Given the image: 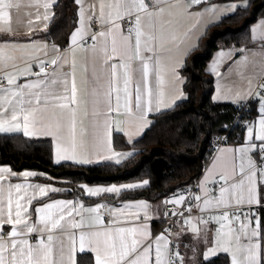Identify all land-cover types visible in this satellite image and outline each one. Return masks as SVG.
I'll return each instance as SVG.
<instances>
[{
	"label": "snow or ice",
	"instance_id": "6c2138e0",
	"mask_svg": "<svg viewBox=\"0 0 264 264\" xmlns=\"http://www.w3.org/2000/svg\"><path fill=\"white\" fill-rule=\"evenodd\" d=\"M206 0H185V3L196 6ZM57 0H31L27 7L43 8L42 19L50 22L54 18L51 11ZM79 6L78 28L71 35L72 45L85 40L90 34L93 41L88 52L92 61V77L95 85L88 92V80L85 77L86 97H91L92 110L90 113L91 133L86 128L77 131L78 115L81 104H88V99H82L76 81V60L68 64L67 57L58 55L60 49L53 45V58L39 61V72L33 73L30 68L25 69L23 75H36L42 77L32 82L18 84L17 74L5 72L3 77L8 87H0V134L22 133L25 137L51 136L56 141L55 163L72 161L78 165L99 163L104 160H115L120 164L128 159L129 154L113 152L109 139L112 124V113H121L137 120H143L148 111L152 110L153 91L149 86V77L154 75L155 84L159 90V100L163 101L164 87L166 84L164 73L168 70V59L171 53L170 45L176 43L179 37L170 31L173 21L164 19L165 8L161 5L168 4V0H96V3L84 6V0H74ZM170 8H179L180 0L171 4ZM21 8L20 0H0V33L13 34L12 12ZM233 11L235 8L233 7ZM187 15H193L190 9H184ZM215 14L216 9H208ZM31 17V13H28ZM196 15H203L196 13ZM41 15L37 11L35 20L39 21ZM98 20L100 31H92L91 23ZM127 22V29L123 26ZM27 27L30 33L35 31L31 18ZM48 23H45V29ZM257 31L260 35L257 36ZM253 40L261 41V50L254 52L264 62V24L259 29H253ZM29 47L11 41L0 42V71H4L8 61L15 57L4 52V48L18 49ZM46 47V45H45ZM243 51V50H242ZM47 55V52H45ZM223 55V53H221ZM246 56L243 65H247ZM51 65L52 72L45 68ZM64 65H68L67 68ZM15 66V65H13ZM57 69H60L59 71ZM216 72V67H212ZM87 73V67H85ZM138 74V75H137ZM176 77L175 69L172 70ZM134 99L132 85L134 83ZM106 79V90L101 80ZM251 92V81H249ZM264 88V85L261 86ZM113 94H115L113 103ZM264 95V92L261 93ZM237 98L240 93H237ZM134 105V107H133ZM103 106V107H102ZM262 117L259 120V129L254 133L253 128L247 129V142L245 146L231 151L233 154L217 156L213 168H219V181L223 182L219 197L204 199V208L214 206L217 210L224 211L213 217L220 227L217 230L214 247L205 253V259L218 253H226L231 258V264H264L261 245V221L254 212L248 213L229 212L228 209L240 208L244 205H261L264 201V107L261 108ZM84 115L89 116L87 107ZM120 124V121H117ZM126 135L130 133L125 132ZM91 136V150L88 148L87 137ZM259 142V143H257ZM105 148L107 151L105 152ZM16 173L10 168L0 167V264H78L77 254H94V264H176L169 250L170 241L163 234L151 240V232L147 223L141 221L152 219L149 215V205L140 201L125 204L124 208L108 209L112 220L110 224L121 223V216L125 209L133 217L125 221L136 226L109 227L101 213L106 205L98 204L94 207H85L83 203H74L71 200H59L45 203L42 207L34 209L38 214L37 222L29 223L31 214L28 206L33 200L47 196L49 192L58 189L48 186L31 184H11L5 190L4 182L9 176ZM36 174L25 171V179ZM206 181L208 177L205 178ZM148 184L147 180L138 184H125L110 187H87L81 185L84 193L90 197L101 194L122 195L128 190L137 189ZM203 188V184L200 185ZM28 189H32L29 194ZM207 196V190H205ZM184 196L168 200V204L180 205ZM200 201L201 196H195ZM26 201V203H22ZM187 211H191L189 206ZM79 217L74 219L73 216ZM173 215L177 213L173 212ZM183 215V213H180ZM247 223L240 222L239 228L229 227L231 221H240L241 216ZM253 221L255 226L252 227ZM227 222V223H225ZM186 224L192 225V220L187 219ZM201 223L207 221L201 220ZM4 225L10 226V231L3 232ZM79 229V246L77 249V235ZM227 229V230H225ZM199 233L193 225L191 229ZM39 231L41 236L36 244L24 238ZM167 231V230H166ZM60 232L61 235H55ZM47 233L46 239L44 234ZM147 243V241H150ZM206 242V241H205ZM154 250V262H153ZM180 264L183 259L179 252H175ZM85 256H81L80 264H84ZM91 264V258H87Z\"/></svg>",
	"mask_w": 264,
	"mask_h": 264
},
{
	"label": "crops",
	"instance_id": "0c3cea01",
	"mask_svg": "<svg viewBox=\"0 0 264 264\" xmlns=\"http://www.w3.org/2000/svg\"><path fill=\"white\" fill-rule=\"evenodd\" d=\"M21 2V8L19 10H13L12 12V24L11 27L13 29V34H3L0 33V42L3 41H11L15 44L19 45H29V47H21L18 49L13 48H4V52L12 55L15 57L14 61H8L7 68L4 71H0V74L3 76L5 75V72H10L13 74H17V83L18 84H24L28 82L35 81L37 79H40L42 77L36 76V75H23L25 69L31 70L33 73L39 72V61L40 60H50L53 58L54 54L52 52L53 45L58 46L60 49V53L58 55H62L67 57L68 64H71V61L73 59V51L75 52V60H76V81L77 86L80 90V96L82 99L87 98L88 104L85 106L84 104H81V110L78 115V120L82 123H78L77 125V131L79 132L80 128H86L89 130V133H91L90 128V113L92 110V104H91V97L87 96L85 94V85L83 83L85 77H87L88 85L87 89L88 92H91V89L96 86L95 81L92 77V61L90 54L88 52V49L91 47L93 41H88V39H91L90 34L85 37V40L78 41L77 45H72L71 42V35L73 34L74 30L78 28V9L79 6L76 4V22L74 28L71 30V32L68 35L67 42L64 45H59L56 43H53L49 40L48 36V27L45 29V23L51 22H45L42 19V14L44 9L41 7L39 9L35 7H27L31 0H20ZM150 4L152 3V0H147ZM244 2V3H243ZM96 3V0H84V6L87 8L89 4ZM177 0H168V4L161 5L165 8V16L164 19H171L173 21L170 31L174 32L179 39L176 41L175 44L170 45L171 47V53L168 59V70L164 73V78L166 81L165 87L163 89L164 91V97L163 101L159 104H157V101L159 100V90L157 89V86L155 84V78L154 75H150L149 77V86L152 88L153 96H152V110L148 111L146 114L145 119L143 120H137L133 119L131 117H127L123 114V107L121 108V113L117 114L115 112L112 113V124L110 128V142H111V149L113 152L121 153V154H133V150L131 147L125 148V149H118L113 146V138L115 136L122 137L127 143H132L133 141L140 138L145 130L150 126L153 117L160 113L169 110L173 106H175L177 103L181 101H185L186 93L184 91L183 83L184 78L180 74V68L184 65L185 58L188 55V53L193 50L199 38L203 35L206 28L212 24L217 23L221 18L231 15L234 13L237 9L243 8L246 6V2L244 0L241 1H219V0H213L208 2L201 3L196 6H191L185 3V0H180L181 7L179 8H170L169 6L171 4H176ZM55 6V5H54ZM233 7L235 10L233 11ZM184 9H190L193 13V15H187ZM208 9H216L215 14L213 12L208 11ZM39 11L41 15V19L39 21L35 20V15ZM53 12V8L51 9ZM28 13H31V17L27 15ZM196 13H202L203 15H196ZM31 18L34 23L35 31L30 33L29 28L27 27L28 20ZM100 23V22H99ZM264 24V17L258 19L251 27V37H253V29H259V27ZM101 27V26H100ZM92 30V29H91ZM100 29L97 30L100 31ZM94 31V30H92ZM257 36L260 35V32L257 31ZM253 39V38H252ZM255 45L245 49V50H238L237 48H226V49H218L216 50L211 59L208 61L205 70L207 73H209L213 77V91L211 98L213 102L216 103H229V104H237L241 101H244L242 99H253L254 102V114H252V117L248 122L246 123L244 129H242V132L240 133V138L237 141H230L231 143L226 146L222 147L219 150L215 151L206 165L205 169L203 170L201 176L199 177L197 181V187L194 192V198L195 196L199 195L201 196L200 201H196L195 207H194V213L192 216H189L184 219H180L177 224V230L176 233V239L180 238L182 240L181 248L179 251L180 258L183 259V264H185V258H184V249L186 248V253L188 252L191 254L189 247H198V258L199 260H208L211 258H214L218 256L219 254L226 255L228 258L229 264H231V258L226 253H218L215 256H210L208 259H205V253H207L208 249L211 247H214V242L216 239L217 230L219 229L220 225L215 220H213V217L216 215H219L220 212L224 211L223 208L217 210L214 206H210L209 209L205 211H200V208H204V199H213V197L218 198L220 193V188L223 185L222 181H219L218 173L219 168L216 169L213 168L214 159L217 156L223 155L227 157L232 156V152L228 150H234L239 147L245 146L247 142V129L249 127L253 128L254 133L258 131L259 129V120L262 117L261 108L264 107V95L261 93L264 92V88H261V84H264V62L261 61V58L259 56H253L254 52H259L261 50V41L259 39L254 40ZM46 45V47H45ZM45 52H47V55H45ZM223 53V55H221ZM248 57V63L247 65H243V61L245 57ZM15 65V66H13ZM216 67V72L214 73L212 71V67ZM65 68L68 67V65H64ZM85 67H87V73H85ZM175 69L176 77H173L172 70ZM53 68L49 64V68L45 69L46 72H52ZM58 71L60 69H57ZM138 75V74H137ZM137 76H134V83L132 85L133 89V99H134V87H135V79ZM249 81H251V92H249ZM101 84H103L105 87L101 88V92L106 90V79L101 80ZM0 87H8L7 83L4 86ZM260 89V95L257 98H254L256 92ZM237 93H240V97L237 98ZM115 94H113V103H115L114 100ZM87 107V110L89 112V116L86 117L84 115V108ZM103 107V106H102ZM134 107V105H133ZM117 121H120V124H117ZM125 132L130 133V135H126ZM23 135L22 133H7V134H0V135ZM31 138V137H28ZM32 138H47L50 140L51 145V156L52 160L55 163V155H56V141L51 136H37ZM88 140V148L91 150V136L87 137ZM259 143V142H257ZM107 149L105 148V152ZM131 155L129 157H131ZM126 160V159H125ZM124 160H122L123 162ZM121 162V163H122ZM61 163H71L75 164L72 161H61ZM56 164V163H55ZM100 164H116L115 160H104L101 158L99 163H92L87 165H79V166H94V165H100ZM0 167H6L10 168L8 166L0 165ZM11 169V168H10ZM13 172L16 173L15 176H9L7 181L4 182L5 190H7V185L9 183L11 184H31V185H40V186H48L58 189L57 192H49L47 196L40 197L37 194V198L33 200L32 204L28 206V211L31 214V218L29 220V223L37 222V228H39L38 224V214L35 213L34 209L38 207H42L45 203H53L55 201L59 200H71L74 203H83L76 201L73 198H67L65 196H57V193H60L64 191L62 188L58 187L57 185L50 183V182H42L41 180H38L41 177V174L30 171L35 173V176L28 177L25 179L23 176V171H15L11 169ZM206 177H208L206 181ZM138 184V183H133ZM203 184V188L200 186ZM114 185V184H112ZM112 185H107L104 187H110ZM125 185L120 184L118 186ZM89 187L88 185H85ZM117 186V185H116ZM227 187L228 185H223ZM90 187H103V185H94ZM260 188H264V185H258ZM83 191V195L87 198L96 199L99 198L100 200L97 202H87L83 203L85 207H94L98 204H105L107 206L106 213L108 214V219L105 221V223L112 228L115 227H130V226H136L134 224L127 223L125 221H130L133 219V217L129 216L128 213L129 209H125L124 215L121 216V223L119 224H110L109 221L112 220V217L109 215L108 209L111 208H124L125 204L129 203H138L140 201H144L149 205V215L152 217V219L144 221L143 220V213H141V221L139 223H147L149 226V230L151 232V240H154L157 236L163 234L167 237L169 240V237L167 235V231H161L156 234H153L152 232V225L154 222L160 221L162 219V207L166 203V201L174 200L179 198V196H176L175 193L170 194L171 198L160 200L155 203H149L148 201L144 199H134V200H126L123 202H118L117 204H111L108 203L107 197L117 196L116 194H101L100 196L90 197L87 194L84 193L83 188L81 189ZM205 190H207V196L205 195ZM29 194H31L32 189H28ZM51 195H55L51 198ZM184 196V194H181ZM180 195V196H181ZM105 197V198H104ZM22 203H26V201H22ZM229 212H241V213H248L249 211L254 212L256 216L259 217L260 221H263L264 223V201H262L261 205H244L240 208H231L228 209ZM102 215V209L101 213ZM74 219H79V217L73 216ZM187 219L192 220V225H185V221ZM201 220L207 221V223H201ZM243 221L244 223H247V220L244 218V216H241L240 221L232 220L231 223L228 225L229 227L233 228H239L240 222ZM227 223V222H225ZM195 225L199 233H194L191 229L192 226ZM255 226V223L253 221L252 227ZM227 230V229H225ZM10 231V226L4 225L3 232L7 233ZM79 229L75 230L77 235V249L79 246L78 236H79ZM47 233L44 234V237L46 239ZM55 235H61L60 232L55 233ZM40 232H34L29 235H27L24 238L29 239V242L32 244H36L38 240L40 239ZM175 236V234H174ZM150 241H147V243H150ZM206 241V242H205ZM261 245H262V257H264V236L261 235ZM179 250V249H178ZM188 250V251H187ZM196 251V248H194ZM93 263H94V254L90 253ZM81 254H77V261L78 264L80 263ZM190 257V256H189ZM179 260V259H178ZM153 262H154V250H153Z\"/></svg>",
	"mask_w": 264,
	"mask_h": 264
},
{
	"label": "trees",
	"instance_id": "16d2710c",
	"mask_svg": "<svg viewBox=\"0 0 264 264\" xmlns=\"http://www.w3.org/2000/svg\"><path fill=\"white\" fill-rule=\"evenodd\" d=\"M244 1L245 7L208 26L196 47L186 56L179 71L184 78L185 101L156 114L144 134L132 143H127L119 136L113 138L115 148L131 147L134 151L131 157L120 164H55L49 139L28 138L21 134L0 135V165L5 164L15 171H35L41 174L38 180L53 183L64 190L57 196L83 203L100 199L85 197L81 185L118 186L147 180L148 184L143 187L107 199L111 204L134 199H144L152 204L175 193L177 189L196 183L212 155L208 147L211 137L223 133L239 110L234 104L213 102V77L206 72L205 67L218 49L245 50L254 46L256 43L251 37V27L264 17V0ZM53 12L54 18L48 26L49 40L64 45L75 26L76 4L74 0H57ZM255 101L249 102V120L254 114ZM54 196L51 195V198ZM163 225L161 220L154 222L153 234L160 232ZM261 233L264 236L263 221ZM82 255L86 257L84 264H88L87 258H91V264H94L90 253L81 254L79 260ZM199 264L229 262L226 255L219 254L201 260Z\"/></svg>",
	"mask_w": 264,
	"mask_h": 264
},
{
	"label": "built area",
	"instance_id": "2783aa9c",
	"mask_svg": "<svg viewBox=\"0 0 264 264\" xmlns=\"http://www.w3.org/2000/svg\"><path fill=\"white\" fill-rule=\"evenodd\" d=\"M100 23L98 20H93V22L91 23V29L94 31H97L98 29H100ZM125 31L127 29V22L125 21L123 24ZM91 37V36H89ZM88 41H91V39H88ZM49 65L45 68L48 69ZM3 75L0 74V86H4L6 85V80L3 79ZM250 101H254L253 99H249L247 102L244 103H237L234 104L239 110L238 112L235 114L232 122L228 125V127L226 128V130L223 133H219V134H215L211 137L208 147L210 150H212V154L219 150L222 147H226L228 146L232 141H237L239 139L240 136V132L242 131V129H244L246 123L249 120V115L251 112V108L249 105ZM197 187V182L194 183L193 185H190L189 187L186 188V190L184 191V201L180 204V205H176V204H168L165 203L162 207V212H163V216L161 221H163L164 225L161 228V231H165L167 230L169 232V250L170 253L172 255V244H171V237H173L174 234V229H176V225L178 224L179 220L182 218H187L189 216H192L194 213V207L196 204V201L194 200V192L196 190ZM105 205V204H104ZM191 207V211H187L186 209L188 207ZM107 207L102 209V217L104 219V221H107L108 219V214L106 213ZM173 212L177 213V215H173ZM180 213H183V215H180ZM185 225H187L185 223ZM160 231V232H161ZM172 257H174V255H172ZM176 264H179L178 262H176Z\"/></svg>",
	"mask_w": 264,
	"mask_h": 264
},
{
	"label": "rangeland",
	"instance_id": "374dc122",
	"mask_svg": "<svg viewBox=\"0 0 264 264\" xmlns=\"http://www.w3.org/2000/svg\"><path fill=\"white\" fill-rule=\"evenodd\" d=\"M244 3V2H243ZM262 85H264V84H261V86ZM260 89H262V87L260 88ZM260 89L256 92V94H255V96H254V98H257V97H259V95H260ZM242 100H244V101H241L240 103H244V102H247L248 100H249V98H246V99H242ZM181 194H184V192L183 193H181ZM181 194H178V195H176V196H180ZM168 198H171V195H168L167 197H165L163 200H165V199H168ZM170 200V199H169ZM162 201V200H161ZM182 219V218H181ZM179 227V226H178ZM177 225H176V229H174V231L173 232H176V230H177ZM166 231V230H165ZM164 231V232H165ZM174 234H175V236H174ZM173 234V237H171V244L173 245L171 248V250H172V255H174V257H172V259H174V260H176V262H178L179 264H180V260H178L179 258H177L176 256H175V250L176 249H180L181 248V244H182V240H180V238H178V239H176V233H174ZM167 235H169V232L167 231ZM194 248H196V251L194 250ZM189 247V250H190V252H191V254L192 255H190V253L188 252V254L186 253V248L184 249V252H185V254H184V258H185V264H199V262H200V260H199V258H198V252L199 251H197L198 250V247L196 246V247ZM188 251V250H187ZM177 252V251H176ZM179 252V251H178ZM190 256V257H189ZM181 257V256H180Z\"/></svg>",
	"mask_w": 264,
	"mask_h": 264
},
{
	"label": "water",
	"instance_id": "95a60500",
	"mask_svg": "<svg viewBox=\"0 0 264 264\" xmlns=\"http://www.w3.org/2000/svg\"><path fill=\"white\" fill-rule=\"evenodd\" d=\"M207 1L210 2V1H213V0H207ZM186 188H187V187H183V188L177 189V190L175 191V194L178 195V194L183 193V192L186 190Z\"/></svg>",
	"mask_w": 264,
	"mask_h": 264
}]
</instances>
